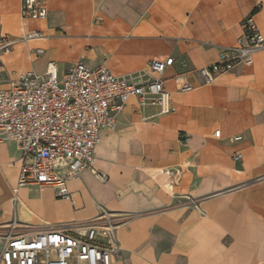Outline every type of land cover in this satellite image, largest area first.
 <instances>
[{
	"label": "crops",
	"instance_id": "0c3cea01",
	"mask_svg": "<svg viewBox=\"0 0 264 264\" xmlns=\"http://www.w3.org/2000/svg\"><path fill=\"white\" fill-rule=\"evenodd\" d=\"M46 3L45 20L23 19L22 0H0V34L17 39L2 56L0 89L9 77L44 73L50 61L60 74L82 60L128 75L171 55L175 62L163 77L176 111L159 114L156 105L141 111L131 98L96 146V166L109 179L86 169L70 180L71 198L57 197L52 187H18L21 147L0 141V235L106 211L120 222L113 264H264V48L252 65L209 84L196 70L219 60L249 15L264 34V0ZM29 29L46 37L20 40ZM38 47L43 54L34 53ZM178 75L195 88L178 90Z\"/></svg>",
	"mask_w": 264,
	"mask_h": 264
},
{
	"label": "built area",
	"instance_id": "2783aa9c",
	"mask_svg": "<svg viewBox=\"0 0 264 264\" xmlns=\"http://www.w3.org/2000/svg\"><path fill=\"white\" fill-rule=\"evenodd\" d=\"M46 5V0H22L20 14L23 19L45 20ZM243 27L234 44L222 47L217 62L196 69L203 83L253 64L255 53L264 48V34L253 15ZM44 37L42 30L29 29L20 40ZM16 41L0 34V63ZM43 52L40 47L34 50L36 55ZM174 62L171 55L155 57L145 70L116 75L105 65L90 67L82 60L60 74L56 61H50L42 74L28 71L9 77L8 86L0 89V141H17L21 147L18 187H52L57 197L71 198L70 180L86 169L107 181L109 175L96 166L101 133L116 125L117 114L131 98L137 99L141 111L156 105L159 114L175 112L163 77ZM174 79L180 91L195 88L185 75ZM215 136H221L220 129ZM234 157L240 159L242 154ZM119 226L116 217L103 211L84 222L49 230L17 232L10 227L0 235V264H113L121 251Z\"/></svg>",
	"mask_w": 264,
	"mask_h": 264
}]
</instances>
